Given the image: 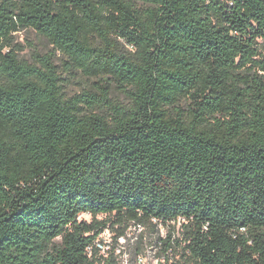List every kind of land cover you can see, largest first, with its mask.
I'll return each instance as SVG.
<instances>
[{
    "label": "trees",
    "instance_id": "1",
    "mask_svg": "<svg viewBox=\"0 0 264 264\" xmlns=\"http://www.w3.org/2000/svg\"><path fill=\"white\" fill-rule=\"evenodd\" d=\"M134 226L264 264V0H0V264H118Z\"/></svg>",
    "mask_w": 264,
    "mask_h": 264
},
{
    "label": "rangeland",
    "instance_id": "2",
    "mask_svg": "<svg viewBox=\"0 0 264 264\" xmlns=\"http://www.w3.org/2000/svg\"><path fill=\"white\" fill-rule=\"evenodd\" d=\"M14 43L19 53V59L32 63V54L34 50L46 54L53 52L51 46L44 38L38 36L35 32L25 29L14 34ZM8 50H6L7 52ZM59 58L57 64H60L61 55L57 54ZM86 85L83 78L78 76L69 87L70 95L81 93L82 88ZM80 221H91L89 215H82ZM179 225H177L178 227ZM158 232H151L146 228L138 229L130 228L124 237L114 241V234L109 233L103 235V242L110 244L107 252H112L115 247V258L118 264H168L167 257L163 253L162 245L158 241L160 238L166 237V230L158 227ZM109 255V254H108ZM180 257L174 258L170 256V263L175 264Z\"/></svg>",
    "mask_w": 264,
    "mask_h": 264
},
{
    "label": "built area",
    "instance_id": "3",
    "mask_svg": "<svg viewBox=\"0 0 264 264\" xmlns=\"http://www.w3.org/2000/svg\"><path fill=\"white\" fill-rule=\"evenodd\" d=\"M134 227H135V228H138V229H142L141 226H134ZM109 233H110L109 231H106V232L104 233V235H105V234H109ZM99 247L102 249V252H103V254H104L106 257L109 256V255H108L109 252H107V251L109 250L108 247H110V244L106 243L104 246L99 244Z\"/></svg>",
    "mask_w": 264,
    "mask_h": 264
}]
</instances>
